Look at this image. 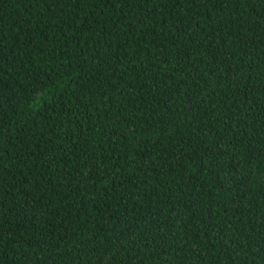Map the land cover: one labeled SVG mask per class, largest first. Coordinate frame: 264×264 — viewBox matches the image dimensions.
Listing matches in <instances>:
<instances>
[{
    "label": "trees",
    "instance_id": "obj_1",
    "mask_svg": "<svg viewBox=\"0 0 264 264\" xmlns=\"http://www.w3.org/2000/svg\"><path fill=\"white\" fill-rule=\"evenodd\" d=\"M0 264H264V0H0Z\"/></svg>",
    "mask_w": 264,
    "mask_h": 264
},
{
    "label": "snow or ice",
    "instance_id": "obj_2",
    "mask_svg": "<svg viewBox=\"0 0 264 264\" xmlns=\"http://www.w3.org/2000/svg\"><path fill=\"white\" fill-rule=\"evenodd\" d=\"M101 2H104V0H101ZM126 2L129 4V6L131 4H134L136 2V0H126Z\"/></svg>",
    "mask_w": 264,
    "mask_h": 264
}]
</instances>
